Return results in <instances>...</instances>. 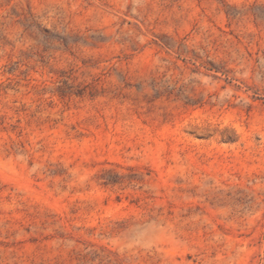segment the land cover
<instances>
[{"label":"rangeland","instance_id":"1","mask_svg":"<svg viewBox=\"0 0 264 264\" xmlns=\"http://www.w3.org/2000/svg\"><path fill=\"white\" fill-rule=\"evenodd\" d=\"M0 264H264V0H0Z\"/></svg>","mask_w":264,"mask_h":264}]
</instances>
